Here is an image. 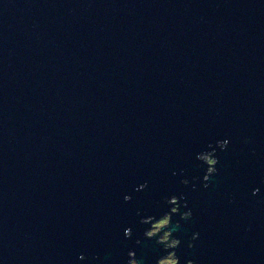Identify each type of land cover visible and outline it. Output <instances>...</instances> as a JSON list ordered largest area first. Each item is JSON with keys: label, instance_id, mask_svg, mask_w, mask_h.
Wrapping results in <instances>:
<instances>
[{"label": "water", "instance_id": "95a60500", "mask_svg": "<svg viewBox=\"0 0 264 264\" xmlns=\"http://www.w3.org/2000/svg\"><path fill=\"white\" fill-rule=\"evenodd\" d=\"M173 193L181 264H264V0H0V264H150Z\"/></svg>", "mask_w": 264, "mask_h": 264}, {"label": "clouds", "instance_id": "9594fccd", "mask_svg": "<svg viewBox=\"0 0 264 264\" xmlns=\"http://www.w3.org/2000/svg\"><path fill=\"white\" fill-rule=\"evenodd\" d=\"M229 144V140L219 139L215 141V143H209L208 149L200 151L196 154V159L200 161L198 167L204 168V174L202 180L204 182L203 186L208 187V181L210 178L216 174L218 157L216 156L217 148L221 151L225 150ZM184 170L181 169V172ZM193 180L198 179V177H192ZM181 183L184 185L189 184L188 178L184 177L181 179ZM195 188V184L192 185ZM147 187V181L138 185L137 191L143 190ZM259 192V189H253V194ZM184 194L181 193L177 195L175 193L166 195L162 197L163 203L167 205V210L163 212L162 215L157 217L156 215H146L140 217V223L144 225H150V227H146L143 231V237L145 239H153L156 245L162 246L164 250V254L157 257L154 261L150 262V264H181L180 258L177 255V248L181 245V239L173 234V215H178L180 217L179 220L175 222L176 228H179L180 220L188 221L192 218L193 212L190 208L187 207V202L183 198ZM125 201H130L131 196L125 195ZM185 208L184 211H180L181 206ZM137 215H140V210H137ZM133 235V231L131 227H128L124 231V236L126 238H131ZM199 238V232L194 231L192 235L189 237L187 247H194V241ZM141 240L139 238L136 239V244H140ZM128 259L126 264H144L142 259L137 258V253L134 249H130L127 253ZM80 260H86L87 256L84 253H80ZM94 259L97 257H93ZM185 264H198V262L194 259H187Z\"/></svg>", "mask_w": 264, "mask_h": 264}]
</instances>
